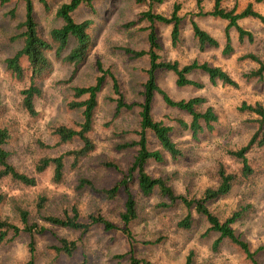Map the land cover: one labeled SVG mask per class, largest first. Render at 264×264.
<instances>
[{
    "label": "rangeland",
    "instance_id": "374dc122",
    "mask_svg": "<svg viewBox=\"0 0 264 264\" xmlns=\"http://www.w3.org/2000/svg\"><path fill=\"white\" fill-rule=\"evenodd\" d=\"M33 3L39 27L47 34L62 23L56 18V9L69 0H46L45 10L39 0ZM199 1V2H198ZM254 0H220L226 10L241 12L249 3L253 9L264 16V6L254 4ZM215 0H165L160 6L152 7L157 14L169 16L174 6L179 7L181 17L180 41L176 47L170 44V26L156 25L163 51L161 57L166 61H177L180 65L198 61L212 67H220L237 83V87L222 86L219 82L212 85L205 76L194 73L190 76L203 84V88H178L170 73H158V86L173 100H188L200 97L205 103L199 112L211 108L217 117L210 132L201 133L193 139L189 131L179 130L172 140L182 151V157L172 160L164 155V163L151 161L146 171L154 177L169 180L176 195L187 199L201 197L207 188H214L218 179L216 169L222 164L228 171H236L239 161L228 152L245 146L257 130L256 115L241 111L242 104H259L264 109V77L260 80L245 79L244 75L256 69L258 65L241 57L253 54L264 63V24L255 19L238 21V25L252 35V41H238L237 33L229 30L233 53L229 57L221 54L224 45L226 22L211 18L197 17L201 10L208 12ZM199 3V4H198ZM148 9L147 4L135 0H94L91 7L81 5L74 13L77 23L91 20L88 29L91 47L84 63L78 66L75 75L69 81L74 67L61 62L53 52L48 53L50 69L36 84L41 90L34 100L37 116L30 117L22 108L21 91L29 86V76L22 80L14 78L6 70L5 60L12 57L22 48L23 42L12 37L22 32L17 25L24 21V4L21 0H0V126H6L11 132V139L6 147L10 153V162L15 169L36 178L35 187H24L10 179L0 180V218L22 229L19 209L28 214L30 224L35 223L44 228V232L35 236L37 264H129L131 251L136 258H144L152 264H251L243 252L231 242L221 241L213 246L218 234L205 235L208 224L191 209L193 225L189 230L176 228V224L186 214L187 209L180 203L166 209L156 207L162 200L157 194L144 198L136 190L137 175L129 179L128 186L137 201L138 219L130 226L133 240L130 243L120 230L105 231L101 225L90 226L88 232L81 234L59 227H52L43 222L44 216L62 217L76 206L81 221L88 223L89 215H99L122 228L119 215L123 211L125 195L120 189L113 200H107L101 192L109 189L122 179V175L132 164L134 152L118 151L116 146L137 140L138 109L123 112L113 118L115 103L112 101L111 80L105 77L94 114L93 130L89 134L95 149L82 159L75 168H71L72 158L66 153L81 146L78 140L58 144L54 135L56 127L65 126L76 129L82 121L81 111L68 107L72 99L73 87H89L95 84L99 76L96 63L102 70L112 74L120 85L126 103L141 101L140 93L145 82L147 60L145 57L133 59L121 50L129 48L134 51L146 50L147 22L140 20V14ZM14 10L11 19L8 13ZM195 21L219 44L217 49L199 52L193 39L190 22ZM135 24L126 27L129 23ZM74 46L68 44L61 55H66ZM154 120L174 126L175 119L189 122V117L176 110L167 108L160 97L153 103ZM150 150H159L157 142L147 133ZM64 155V176L59 184L52 182V168L41 174L35 173V166L42 158H55ZM249 165L255 171L251 179L238 184L218 200L208 204V209L220 220H225L232 213L244 209L243 216L231 227L240 239L248 244L251 252L264 246V152L254 148L246 155ZM111 162L120 171L106 169L101 164ZM121 172V173H120ZM87 180L92 184L81 187L80 181ZM44 199L43 208L37 211V204ZM11 236V235H10ZM76 242V250L71 257L57 255L52 247L59 246V240ZM28 235L20 233L10 242L0 245V264H25L28 259ZM264 264V250L256 256Z\"/></svg>",
    "mask_w": 264,
    "mask_h": 264
},
{
    "label": "trees",
    "instance_id": "16d2710c",
    "mask_svg": "<svg viewBox=\"0 0 264 264\" xmlns=\"http://www.w3.org/2000/svg\"><path fill=\"white\" fill-rule=\"evenodd\" d=\"M24 4V21L17 25V28L22 30L21 33L12 37V40H22L23 45L12 57L5 60L6 70L16 78L22 80L29 76V86L21 91L22 108L30 117L37 116L34 107V100L37 99L41 90L36 84V79L40 78L46 71L50 69V61L48 53L53 52L57 59L61 62L70 64L74 67L69 81L75 75L79 65L84 63L85 58L91 47V38L88 34V29L92 24L91 20H85L77 23L73 18V13L81 6L86 5L91 7V2L94 0H69L67 3L60 5L55 16L62 25L59 28L50 30L45 38L39 27L38 20L34 11L31 0H21ZM139 4H147L148 9L140 14V20L147 22L148 26L144 30L146 33V50L134 51L129 48H122L124 54L133 59L145 57L147 60V69L145 70V82L142 85L140 93L141 101L138 103H126L122 95L120 85L115 77L102 70L99 62L96 63L99 76L95 79V84L89 87H73L72 101L68 107L81 111L82 121L77 125L76 129L65 126L56 127L54 135L58 138V144H66L74 140H78L81 146L66 153V156L72 158L71 168L84 158L89 156L95 149L94 143L91 141L89 134L93 130L94 114L98 103V95L101 92L105 77L110 78L112 85V93L115 103L113 118H117L123 112H129L133 108L138 109V122L136 133L137 140L125 142L116 146L118 151L131 150L134 152L132 164L122 176V179L112 185L109 189H103L101 192L107 200H113L121 189L125 195L123 203V211L119 215L122 228H117L99 215H89L88 223H83L80 218L79 211L76 206L71 207L68 212H65L62 217L44 216L43 222L52 227H59L69 231H77L81 234L88 232L90 226L101 225L107 232L120 230L122 234L131 243L133 234L130 226L138 219L137 201L131 193L129 179L133 178V173L137 177L134 180L136 190L144 197H150L157 194L162 200L158 205L159 209H166L174 206L177 203L182 204L187 209V214L177 222L176 228L181 230H189L193 225V218L190 210L193 209L196 214L201 216L208 224V229L205 235L213 232L218 234V239L213 246H217L221 241L226 240L236 245L249 260L251 264H260L256 258L257 253L264 250V246L259 247L256 251L251 252L248 244L240 239L232 229V225L240 219L245 210L240 208L235 211L225 220H220L209 209L208 204L219 198L226 196L234 186L241 184L255 174V171L249 165L246 155L254 148L263 150L264 152V109L261 105H246L242 104L241 111L257 116V130L251 136L247 144L236 151H229L228 154L233 159L239 161L240 167L236 171H228L222 164H219L216 169L218 183L214 188H207L197 200L187 199L182 195H176L172 187L169 185V180L163 177H154L146 171L147 165L153 161L154 163H164V155H168L172 160L182 157V151L177 147V144L172 140L176 128L179 130L189 131L193 139L204 133L210 132L213 129L212 124L217 122V117L211 108H206L205 111L199 112L198 109L205 103V100L200 97L190 98L188 100H173L171 99L157 84L158 73H170L174 77V84L178 88H193L200 90L203 84L196 80H192L190 76L194 73L205 76L208 81L215 85L218 82L222 86H231L236 88L237 83L230 75L220 67H212L207 63H199L192 61L191 63L180 65L177 61H166L161 57L163 47L161 45L156 25L170 26V44L176 47L180 41L181 22L182 19L178 15L179 7L174 6L173 11L169 16L157 14L152 7L162 5L165 0H135ZM7 0H1L5 3ZM45 10L48 9L46 0H39ZM199 2V1H198ZM254 4H262L264 0H254ZM199 4V3H198ZM11 19L15 17V11L11 10L8 13ZM197 17H211L225 21L224 29V45L221 54L224 57H229L233 53V47L229 34L230 29H234L237 33L238 41H252V35L243 30L237 23L244 19H255L264 24V16L256 12L252 4L249 3L241 12L236 13L234 9L226 10L220 5V0H215L213 7L208 12L199 10L196 13ZM135 24L129 23L126 27H131ZM190 28L193 39L196 41L199 52H204L208 49H217L219 44L215 38L208 34L199 25L191 20ZM73 41V48L63 57L61 55L66 50L69 43ZM242 60L248 59L255 62L258 67L244 75L245 79L260 80L264 77V63L253 54H247L241 57ZM160 97L163 104L170 109L176 110L189 117V122L181 119H175V125H167L161 121L154 120L152 116L153 103L156 97ZM147 133H150L157 142L159 150H150ZM11 139V132L8 127L0 126V180L10 179L15 184L24 187H35L36 178L18 172L10 162V153L6 147ZM64 155L55 158H42L35 166V173L41 174L48 168H52V182L59 184L64 176ZM106 169L120 171L119 168L111 162L101 164ZM121 173V172H120ZM80 186H88L93 188L92 184L83 180L80 181ZM3 197L0 195V203ZM44 199L42 198L37 204V211L43 208ZM20 222L22 229L16 225L2 220L0 218V245L5 242H10L20 235L25 233L28 235L29 242L27 245L28 259L25 264H37L35 236L44 232L43 227L37 224H30L26 211L19 209ZM11 235V236H10ZM52 250L57 255L71 257L76 250V242L66 239L59 240V246L52 247ZM81 264H86L82 262ZM129 264H152L144 258H136L131 251ZM185 264H190V258H187Z\"/></svg>",
    "mask_w": 264,
    "mask_h": 264
},
{
    "label": "crops",
    "instance_id": "0c3cea01",
    "mask_svg": "<svg viewBox=\"0 0 264 264\" xmlns=\"http://www.w3.org/2000/svg\"><path fill=\"white\" fill-rule=\"evenodd\" d=\"M260 5H262V4H260Z\"/></svg>",
    "mask_w": 264,
    "mask_h": 264
}]
</instances>
